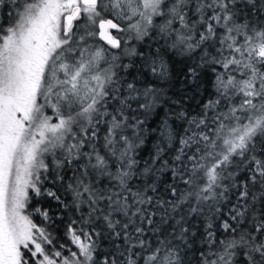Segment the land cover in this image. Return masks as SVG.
Instances as JSON below:
<instances>
[{"label":"snow or ice","instance_id":"1","mask_svg":"<svg viewBox=\"0 0 264 264\" xmlns=\"http://www.w3.org/2000/svg\"><path fill=\"white\" fill-rule=\"evenodd\" d=\"M0 264H264V0H0Z\"/></svg>","mask_w":264,"mask_h":264}]
</instances>
